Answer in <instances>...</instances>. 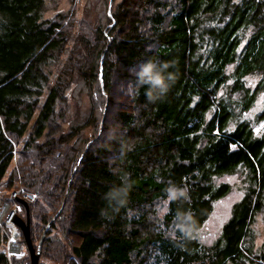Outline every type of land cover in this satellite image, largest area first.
<instances>
[{
    "label": "trees",
    "instance_id": "trees-1",
    "mask_svg": "<svg viewBox=\"0 0 264 264\" xmlns=\"http://www.w3.org/2000/svg\"><path fill=\"white\" fill-rule=\"evenodd\" d=\"M45 3L0 0V208L18 188L36 194L39 264H264L251 241L264 136L245 121L230 129L226 90L232 79L241 110L264 90V0H113L106 23L74 10L45 18ZM77 80L91 102L83 122ZM239 168L245 195L205 243L232 188L216 179ZM5 225L0 264H31L19 227L24 253L8 254Z\"/></svg>",
    "mask_w": 264,
    "mask_h": 264
},
{
    "label": "rangeland",
    "instance_id": "rangeland-1",
    "mask_svg": "<svg viewBox=\"0 0 264 264\" xmlns=\"http://www.w3.org/2000/svg\"><path fill=\"white\" fill-rule=\"evenodd\" d=\"M114 1L116 2L118 0ZM110 2L111 1L109 0V3ZM109 7L110 5L107 4V0H46L44 16L45 18H50L59 11L74 10L76 15L80 18L82 16H87L91 17L95 22L100 21L102 23H106ZM261 78L262 77L257 74L252 75L247 78V84L253 88L257 86ZM226 87V90H229V97L232 100V109L234 112V117L231 119V123L229 124L230 129L234 128L238 122L245 121L253 128L256 135L264 136V90L258 93L255 103L249 110H241V103L239 102L241 98L240 92H231L230 90H234L232 79L228 81V85H226ZM223 93H225V90L222 89L220 94ZM69 95L72 104L80 109L79 120L80 122H83L89 115L91 108L90 98L84 82L82 80H77L69 91ZM89 134V129H86L85 135L88 136ZM246 178V172L242 168L235 170L233 173L217 177V182H229L232 185V188L227 195L216 201L211 216L200 231L201 240L203 242L212 244L219 238L224 224L232 215L233 205L245 195L247 187ZM15 204H18V200H9V202L2 205L0 208V221L5 219V214L3 213L4 206L8 205L10 209L14 210ZM22 205L24 204L22 203ZM19 211L20 210H18V208L15 211L17 217H20ZM6 225L10 229V226L8 224ZM11 228H13V226ZM251 229L253 231L251 241L254 249L258 250L262 245H264V211L257 215L254 222L251 224ZM16 241L20 244L21 249L19 253H13L12 250L14 248H12V250L10 249V252L17 256L22 255L24 253L25 246H22V244L18 241V238ZM7 246L9 247V244ZM7 250L9 251V249Z\"/></svg>",
    "mask_w": 264,
    "mask_h": 264
},
{
    "label": "water",
    "instance_id": "water-1",
    "mask_svg": "<svg viewBox=\"0 0 264 264\" xmlns=\"http://www.w3.org/2000/svg\"><path fill=\"white\" fill-rule=\"evenodd\" d=\"M110 7H109V13L111 12V3L112 0H110ZM103 85V82H102ZM17 199H19L27 208V202L24 201L23 199L15 196ZM12 221H14L15 225L17 227L20 228L21 233L23 234L26 244H27V248L29 250L30 256H31V264H39V258H40V254H41V247H42V240L46 234V230L44 231L42 238L38 244V247L35 248L31 239V235H30V219H29V213H28V208H27V218L23 219L21 217H17L16 214H14ZM47 229V228H46ZM19 234V233H17ZM9 253L10 249H9Z\"/></svg>",
    "mask_w": 264,
    "mask_h": 264
},
{
    "label": "built area",
    "instance_id": "built-area-1",
    "mask_svg": "<svg viewBox=\"0 0 264 264\" xmlns=\"http://www.w3.org/2000/svg\"><path fill=\"white\" fill-rule=\"evenodd\" d=\"M15 196H19L18 195V191H14L13 193H12V198L13 199H15L16 197ZM33 196H31V195H28V198H32ZM9 207H8V205H6V206H4V210H3V213L5 214H2V215H4L5 216V219H2V220H4V222H5V224H8L9 226H10V236H9V247H8V249H11V245L12 244H17V241H16V238H17V236L16 235H19V234H17L18 232H17V230H16V225H15V223H14V221H12V218H13V216H14V214H15V211L17 210V208H18V210H21L22 209V203L20 202V201H18V204H15V209L14 210H12V209H8ZM11 224V225H10ZM13 226V228H11ZM8 254L9 255H11V254H13V253H9V251H8Z\"/></svg>",
    "mask_w": 264,
    "mask_h": 264
},
{
    "label": "bare ground",
    "instance_id": "bare-ground-1",
    "mask_svg": "<svg viewBox=\"0 0 264 264\" xmlns=\"http://www.w3.org/2000/svg\"><path fill=\"white\" fill-rule=\"evenodd\" d=\"M109 5H110V3H109ZM104 116H105V115H104ZM101 127H102V125H101ZM15 191H18V195H20L21 198H22L24 201H26V202H27V200H32V199L36 196V194H30V193H27V192L21 195V193H23L21 188H18V189L15 190ZM13 192H14V191H13ZM13 192H12V193H13ZM28 195H31V196H33V197H32V198H28ZM18 197H19V196H18ZM11 199H12V200H18V201H19V199H17V198L13 199V198H12V194H11ZM5 226H6V225H5ZM17 232H18V231H17ZM18 233H19V232H18ZM16 236H17V238H18V235H16ZM17 238H16V239H17ZM12 248H14V249L12 250ZM20 249H21V248H20V244H18V243H17V244H12V245H11V250H12L13 253H14V252H15V253H19Z\"/></svg>",
    "mask_w": 264,
    "mask_h": 264
}]
</instances>
